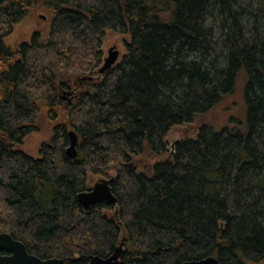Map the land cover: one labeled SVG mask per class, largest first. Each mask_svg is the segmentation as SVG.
Here are the masks:
<instances>
[{"label": "trees", "instance_id": "trees-1", "mask_svg": "<svg viewBox=\"0 0 264 264\" xmlns=\"http://www.w3.org/2000/svg\"><path fill=\"white\" fill-rule=\"evenodd\" d=\"M263 18L236 0H0V232L62 264L121 243L117 264H264ZM107 29L129 40L98 74ZM225 101L223 123L168 145ZM30 134L35 156L20 149ZM93 176L115 204L82 208Z\"/></svg>", "mask_w": 264, "mask_h": 264}, {"label": "water", "instance_id": "water-1", "mask_svg": "<svg viewBox=\"0 0 264 264\" xmlns=\"http://www.w3.org/2000/svg\"><path fill=\"white\" fill-rule=\"evenodd\" d=\"M45 19L44 15H40ZM120 52L116 46H111L107 50V55L103 58L101 66L97 73L101 74L119 59ZM79 80L91 79V77H81ZM65 95L70 92L65 91ZM65 99L64 97H62ZM68 145L65 148V155L68 158H75L77 155L76 144L77 135L73 131L67 133ZM77 201L84 210H88L95 204L111 205L116 203V197L112 193L110 179L99 178L91 185L88 190L82 191L76 195ZM0 264H62V260L56 257L42 259L36 255L28 253L23 242L16 240L8 232H0ZM123 255V244L121 243L114 252L107 258L92 256L90 264H117L121 261ZM182 264H221L214 257H205L197 260L185 261Z\"/></svg>", "mask_w": 264, "mask_h": 264}, {"label": "rangeland", "instance_id": "rangeland-1", "mask_svg": "<svg viewBox=\"0 0 264 264\" xmlns=\"http://www.w3.org/2000/svg\"><path fill=\"white\" fill-rule=\"evenodd\" d=\"M236 3L238 6L244 7L248 9L250 8H258L261 7L264 9V0H236ZM244 22V21H243ZM251 20L250 23L245 20V24L251 26ZM38 24L34 20H28L24 23H21L20 25H17L13 34L7 38L6 43L10 44L11 46L14 44H17L21 41L22 38L29 37L31 33V29L35 28ZM257 28L259 31H262V37H264V18L257 22ZM129 40V35H120L117 33H114L112 30L107 29L106 30V37L103 40L102 43V51L104 54V57L107 55V50L111 46H116V48L119 50L120 55L122 54L123 48H124V41ZM119 55V56H120ZM69 92V90H68ZM72 93V92H70ZM70 95L66 96L63 94V97L67 100ZM236 106L230 107L229 109L231 111L237 112V107L240 105L238 97L235 99ZM230 101H225L216 108H214L212 111L207 113L204 117L200 116L192 123L178 125L170 129L168 132V135L166 137V141L168 145H171L173 142L179 140L180 138L184 136H193L197 132L199 126L204 121H210V123H217V122H224V115H225V109L229 106ZM236 108V109H235ZM43 124V122H42ZM38 139L36 134H30L27 138H25L24 143L20 146V149L24 152L35 156L38 150ZM145 155H139L134 158H132V163L134 161L140 160L144 161L146 160ZM154 162V157H150L147 159V165H151ZM138 170H143L145 166V162L137 163L136 164ZM100 178L98 176H93L90 178L89 185L91 186L97 179Z\"/></svg>", "mask_w": 264, "mask_h": 264}, {"label": "flooded vegetation", "instance_id": "flooded-vegetation-1", "mask_svg": "<svg viewBox=\"0 0 264 264\" xmlns=\"http://www.w3.org/2000/svg\"><path fill=\"white\" fill-rule=\"evenodd\" d=\"M3 253V252H2Z\"/></svg>", "mask_w": 264, "mask_h": 264}]
</instances>
